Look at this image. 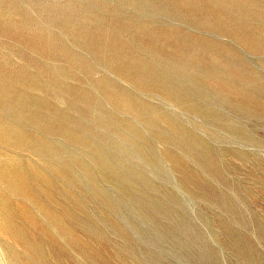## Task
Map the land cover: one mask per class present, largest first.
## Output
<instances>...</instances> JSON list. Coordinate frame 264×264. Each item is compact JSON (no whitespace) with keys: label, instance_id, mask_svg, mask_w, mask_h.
Listing matches in <instances>:
<instances>
[{"label":"rangeland","instance_id":"rangeland-1","mask_svg":"<svg viewBox=\"0 0 264 264\" xmlns=\"http://www.w3.org/2000/svg\"><path fill=\"white\" fill-rule=\"evenodd\" d=\"M0 264H264V0H0Z\"/></svg>","mask_w":264,"mask_h":264}]
</instances>
